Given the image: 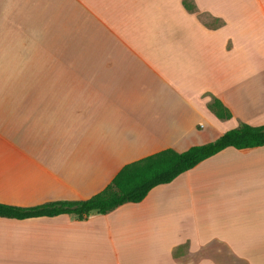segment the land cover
<instances>
[{
	"label": "crops",
	"instance_id": "obj_1",
	"mask_svg": "<svg viewBox=\"0 0 264 264\" xmlns=\"http://www.w3.org/2000/svg\"><path fill=\"white\" fill-rule=\"evenodd\" d=\"M243 121L264 124V0H0L1 202L86 199ZM0 264H264V145L105 213L0 216Z\"/></svg>",
	"mask_w": 264,
	"mask_h": 264
},
{
	"label": "trees",
	"instance_id": "obj_2",
	"mask_svg": "<svg viewBox=\"0 0 264 264\" xmlns=\"http://www.w3.org/2000/svg\"><path fill=\"white\" fill-rule=\"evenodd\" d=\"M208 107L221 119L232 116L230 109L217 97L208 102ZM260 145H264V124L252 125L243 121L214 140L192 145L182 151L168 147L124 164L105 188L86 199L55 200L32 207L0 201V216L32 218L76 213L84 217L94 210L105 213L123 203L142 200L154 186L170 182L228 146L244 149ZM175 252L177 254L178 250Z\"/></svg>",
	"mask_w": 264,
	"mask_h": 264
},
{
	"label": "rangeland",
	"instance_id": "obj_3",
	"mask_svg": "<svg viewBox=\"0 0 264 264\" xmlns=\"http://www.w3.org/2000/svg\"><path fill=\"white\" fill-rule=\"evenodd\" d=\"M206 18L209 20L210 19V22H212L211 20H212V18L209 16V15H206ZM180 250H182V248H180L179 250H178V252L177 253H179V251Z\"/></svg>",
	"mask_w": 264,
	"mask_h": 264
}]
</instances>
